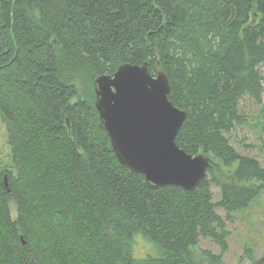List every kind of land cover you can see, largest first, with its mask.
I'll list each match as a JSON object with an SVG mask.
<instances>
[{"label":"trees","instance_id":"16d2710c","mask_svg":"<svg viewBox=\"0 0 264 264\" xmlns=\"http://www.w3.org/2000/svg\"><path fill=\"white\" fill-rule=\"evenodd\" d=\"M144 62L186 111L177 145L209 158L191 191L150 188L119 163L95 108L98 76ZM259 66L264 0H0V120L16 170L0 167V264H222L228 220L264 190V165L227 136L243 97L260 102ZM136 233L158 253L135 257Z\"/></svg>","mask_w":264,"mask_h":264},{"label":"water","instance_id":"95a60500","mask_svg":"<svg viewBox=\"0 0 264 264\" xmlns=\"http://www.w3.org/2000/svg\"><path fill=\"white\" fill-rule=\"evenodd\" d=\"M169 91L165 71L152 75L147 62L123 63L94 80V105L119 163L142 174L150 188L177 185L191 191L205 177L209 158L177 145L186 111L172 104Z\"/></svg>","mask_w":264,"mask_h":264},{"label":"rangeland","instance_id":"374dc122","mask_svg":"<svg viewBox=\"0 0 264 264\" xmlns=\"http://www.w3.org/2000/svg\"><path fill=\"white\" fill-rule=\"evenodd\" d=\"M261 74H264V67L259 66ZM263 91L260 102H257L246 95L241 100V112L244 121L227 134L230 143L241 153L255 156L264 165V134L260 131L261 110L264 109V81H262ZM0 167L6 168L15 174L10 158V148L6 139L5 127L0 120ZM214 200L218 198L216 186H212ZM12 216L15 215V208L10 207ZM223 213V209H217ZM227 229L230 231L228 242L229 248L222 256V264H252L251 259L263 260L264 264V190L250 202L243 210L236 212L231 220L227 222ZM139 235L140 240H137ZM135 243L133 253L140 249L146 255H156L157 247L141 233L134 235ZM141 241L151 245L146 252ZM247 248L252 249V258L244 254ZM196 249H208L213 253H219L218 246L210 239H200ZM244 254L243 256H241Z\"/></svg>","mask_w":264,"mask_h":264},{"label":"clouds","instance_id":"9594fccd","mask_svg":"<svg viewBox=\"0 0 264 264\" xmlns=\"http://www.w3.org/2000/svg\"><path fill=\"white\" fill-rule=\"evenodd\" d=\"M137 240H140L139 235L137 236ZM141 243L143 245V249H144L145 252L151 248V245L150 244H148V243H146L144 241H141ZM133 254L137 258H140L143 255V253L140 251V249L135 250Z\"/></svg>","mask_w":264,"mask_h":264}]
</instances>
